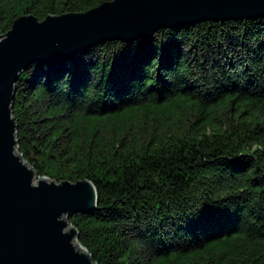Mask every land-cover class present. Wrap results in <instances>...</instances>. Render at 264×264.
<instances>
[{
	"label": "trees",
	"instance_id": "1",
	"mask_svg": "<svg viewBox=\"0 0 264 264\" xmlns=\"http://www.w3.org/2000/svg\"><path fill=\"white\" fill-rule=\"evenodd\" d=\"M105 1L0 0V34ZM15 87L24 159L96 187L69 218L96 264H264V17L106 41Z\"/></svg>",
	"mask_w": 264,
	"mask_h": 264
},
{
	"label": "water",
	"instance_id": "2",
	"mask_svg": "<svg viewBox=\"0 0 264 264\" xmlns=\"http://www.w3.org/2000/svg\"><path fill=\"white\" fill-rule=\"evenodd\" d=\"M261 17L264 0H111L43 20L24 15L0 34V264H96L69 222L97 209L95 185L40 176L18 150L12 102L23 71L106 41L151 38L162 28Z\"/></svg>",
	"mask_w": 264,
	"mask_h": 264
},
{
	"label": "rangeland",
	"instance_id": "3",
	"mask_svg": "<svg viewBox=\"0 0 264 264\" xmlns=\"http://www.w3.org/2000/svg\"><path fill=\"white\" fill-rule=\"evenodd\" d=\"M108 48H109V49H108ZM108 48H107V50H108L107 52H108V53H106V55H107V54H110L109 52H111V49H113L114 47H113V46H108ZM102 51H103V50H102ZM103 52H104V51H103ZM105 57H106V56H105ZM105 57H104V58H105ZM35 64H36V63H35ZM33 65H34V64H33ZM31 66H32V65H31ZM31 66H30V67H31ZM30 67H29V68H30ZM29 68H28V69H29ZM38 180H39V178L36 177V178H35V183H37ZM75 243H77V240H75Z\"/></svg>",
	"mask_w": 264,
	"mask_h": 264
}]
</instances>
